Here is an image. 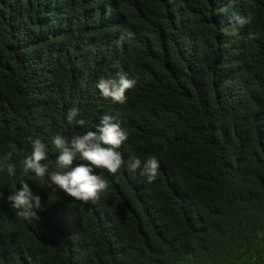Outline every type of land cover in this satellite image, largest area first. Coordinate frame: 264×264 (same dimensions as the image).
I'll return each mask as SVG.
<instances>
[{
	"label": "trees",
	"instance_id": "obj_1",
	"mask_svg": "<svg viewBox=\"0 0 264 264\" xmlns=\"http://www.w3.org/2000/svg\"><path fill=\"white\" fill-rule=\"evenodd\" d=\"M237 15L251 24L226 34ZM119 74L138 77L123 104L97 88ZM104 114L129 138L99 200L22 171L31 140L51 172L52 137ZM131 156H156L157 179ZM21 182L34 223L7 200ZM0 264H264V0H0Z\"/></svg>",
	"mask_w": 264,
	"mask_h": 264
},
{
	"label": "clouds",
	"instance_id": "obj_2",
	"mask_svg": "<svg viewBox=\"0 0 264 264\" xmlns=\"http://www.w3.org/2000/svg\"><path fill=\"white\" fill-rule=\"evenodd\" d=\"M233 27L226 34L235 35L238 27L242 28L252 22V17L239 16L231 18ZM255 33H249V38H255ZM132 33L127 32L121 39L131 38ZM138 83V77L130 78L127 74H119L118 79L101 78L97 83V88L105 98H110L117 103L127 101L126 91L134 88ZM79 110L71 108L66 114L69 124L75 122L83 126L85 121L77 119ZM96 130H88L83 133L73 134L71 137L57 134L52 137V145L58 151L53 170L49 172L48 144L40 138L31 140L32 151L23 160L22 171L27 174L29 171L37 177L44 178L48 187L55 185L62 189L75 200L82 202H95L100 199L102 193L108 188L107 180L97 174V169H106L110 174H116L122 167L124 160L118 151L129 138L128 131L121 126L116 117L104 114L100 117ZM6 155V159H11L14 146ZM77 159L86 163H76ZM9 176H15V164L4 165ZM128 167L135 171L141 170V175L151 183L157 179L160 162L156 156H150L146 160H141L137 156H131ZM7 200L11 207L18 209V215L29 223H34L40 219L38 210L41 209V198L35 194L27 182H21L17 190H13L8 195Z\"/></svg>",
	"mask_w": 264,
	"mask_h": 264
}]
</instances>
